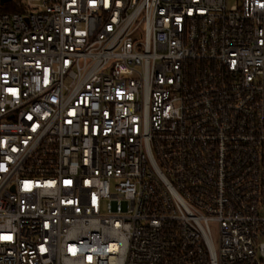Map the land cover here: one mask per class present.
<instances>
[{
    "label": "built area",
    "instance_id": "obj_1",
    "mask_svg": "<svg viewBox=\"0 0 264 264\" xmlns=\"http://www.w3.org/2000/svg\"><path fill=\"white\" fill-rule=\"evenodd\" d=\"M0 264H264V0H0Z\"/></svg>",
    "mask_w": 264,
    "mask_h": 264
},
{
    "label": "water",
    "instance_id": "obj_2",
    "mask_svg": "<svg viewBox=\"0 0 264 264\" xmlns=\"http://www.w3.org/2000/svg\"><path fill=\"white\" fill-rule=\"evenodd\" d=\"M5 1H7V0H2V2H5Z\"/></svg>",
    "mask_w": 264,
    "mask_h": 264
},
{
    "label": "rangeland",
    "instance_id": "obj_3",
    "mask_svg": "<svg viewBox=\"0 0 264 264\" xmlns=\"http://www.w3.org/2000/svg\"><path fill=\"white\" fill-rule=\"evenodd\" d=\"M217 233H215V235H216Z\"/></svg>",
    "mask_w": 264,
    "mask_h": 264
}]
</instances>
